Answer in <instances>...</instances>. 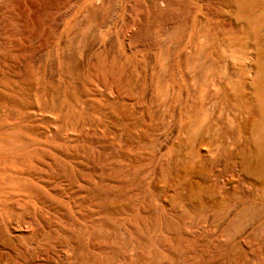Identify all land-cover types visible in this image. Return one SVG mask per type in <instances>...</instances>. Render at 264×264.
Returning <instances> with one entry per match:
<instances>
[{
  "label": "rangeland",
  "instance_id": "1",
  "mask_svg": "<svg viewBox=\"0 0 264 264\" xmlns=\"http://www.w3.org/2000/svg\"><path fill=\"white\" fill-rule=\"evenodd\" d=\"M261 8L0 0V126L65 149L68 170L52 158L48 174L72 215L83 198L86 263L264 264Z\"/></svg>",
  "mask_w": 264,
  "mask_h": 264
},
{
  "label": "bare ground",
  "instance_id": "2",
  "mask_svg": "<svg viewBox=\"0 0 264 264\" xmlns=\"http://www.w3.org/2000/svg\"><path fill=\"white\" fill-rule=\"evenodd\" d=\"M245 6H247L249 9L253 8L251 6V4H245ZM261 13L263 14L261 17H262V19H264V0H262ZM10 67H12V66H10ZM70 71H72V70H70ZM254 82H255V86H256V92L255 93L257 94V96L259 95L260 97H262L261 99H264V66L257 69L256 78H255ZM66 83H67V81H66ZM23 87H24V85H23ZM61 87H62V85H61ZM44 94H46V93H44ZM44 96H43V98H45ZM69 97H71V96H69ZM45 100H47V99H45ZM62 100H63V98H62ZM13 101H15V99ZM17 101H19V100H17ZM41 103H43V102H41ZM11 104H12V102H11ZM17 104H19V103H17ZM49 104H51V103H49ZM54 104H55V102H54ZM68 104H69V102H68ZM46 105H47V102L45 105H43V107ZM25 106H26V103H25ZM51 106H46V108L51 107ZM65 109H67V108H65ZM70 109H71V107H70ZM49 110H47V111H49ZM68 111H71V110H68ZM54 112H55V110H54ZM64 112L62 113L64 115H62L61 117L65 122H67V117L65 115V113H67V112H65V113ZM57 113L59 114V111ZM75 113H74V116H72V120L74 119L73 122L77 123V121H78L77 119L80 118V116L76 115ZM78 113H79V111H78ZM79 114H81V113H79ZM40 115H42V114H40ZM55 115H57V114L55 113ZM67 115H68V113H67ZM82 115H84V114H82ZM27 116H29V115H27ZM84 116H86V115H84ZM6 117H7V115H6ZM17 118H16V120H19V118L18 119ZM13 119L14 118H11V120H13ZM24 119H26V118H24ZM21 120H22V118H21ZM28 120H31V118ZM75 120H77V121H75ZM13 121H15V120H13ZM24 121L25 120L22 121L23 123L21 121H19V122L16 121L14 123H8V121L7 122L5 121L6 122L5 125L0 126V264H88V263H86L87 261H86V251H85V247L87 248V246H86L87 245L86 244L87 238H86V235L84 232V229L86 231V228L84 226L85 223L82 222V215L83 214L81 213V209L76 207V206H78L79 203H82L81 200L83 198H81V197L76 198V202H73V207H75V208H74V214L72 215V213L68 212V210H66V208L64 207V201H66V203H69L68 193L67 192L62 193L63 192L62 190L61 191L57 190V187H59L60 184L62 183L61 181H59L57 179V178L60 179V177L54 176L55 172L52 173V177H49L51 175V173H49L50 175L48 174L49 171L51 172V170H49L51 167L50 165H52L53 164L52 162L54 161V160H52V158H55V159L57 158L58 160H61L62 166H60V174L63 175L64 172L66 170H68L67 166H68L69 157L64 152V150H65L64 148L63 149H61V147L53 148L52 145H54L55 143L53 144L52 140H50V139H49L50 141L47 139H45L44 141L42 139L40 140L37 137V134L33 132L31 126L27 125L28 123L24 124ZM64 121H63V124H64ZM68 121H70V119H68ZM30 125H32V124H30ZM66 126H64V128H66ZM44 128H45V126H44ZM36 131H38V130H36ZM64 132H66V131H64ZM49 133L50 132H48V134ZM42 134L43 133H41V135H38V136L42 137ZM58 135H60V134H58ZM60 136H59L60 142L64 143L65 140L62 138V136L61 137ZM55 137H57V135ZM64 137H66V136H64ZM58 142L59 141H57V143ZM60 145H63V144H60ZM64 146H65V144H64ZM60 156L64 157L63 159H65V160L62 161ZM69 156H72V155H69ZM79 164L80 163H78V165ZM58 169H59V167H58ZM78 170H79V168H78ZM57 171H59V170H57ZM55 175H57V174H55ZM76 177H78V176H76ZM70 185H71V183H70ZM92 191H95V190H92ZM87 195H88V193H87ZM85 201H87V200H85ZM58 204H61V207L58 208ZM85 206H86V204H85ZM93 206H95L94 203H93ZM81 208H82V205H81ZM71 211H72V209H71ZM69 220L71 222H73V224H74L71 227L68 226ZM71 222H70V224H71ZM102 224H103V222H102ZM69 228H72V230H70L71 232L68 231ZM93 232L94 231H92V233ZM92 236H95V235L93 234ZM108 251H109V249H108ZM69 253L72 255H68ZM94 254H96V253H94ZM104 256H106V255H104ZM88 260H89V258H88ZM91 261H90V263H91Z\"/></svg>",
  "mask_w": 264,
  "mask_h": 264
}]
</instances>
